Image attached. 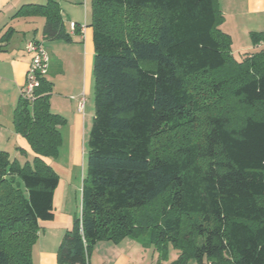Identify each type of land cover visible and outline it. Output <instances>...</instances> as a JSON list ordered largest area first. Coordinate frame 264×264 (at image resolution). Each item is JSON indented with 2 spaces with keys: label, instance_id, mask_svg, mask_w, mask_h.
<instances>
[{
  "label": "trees",
  "instance_id": "16d2710c",
  "mask_svg": "<svg viewBox=\"0 0 264 264\" xmlns=\"http://www.w3.org/2000/svg\"><path fill=\"white\" fill-rule=\"evenodd\" d=\"M17 16H43L46 40L72 41L60 0ZM91 19L95 116L59 264H90L97 243L148 230L161 262L173 245L172 264H264V49L234 59L218 0H92ZM250 38L258 46L264 32ZM52 93L44 78L14 112L34 162L0 151V264H33L40 223L55 217L48 161L65 120Z\"/></svg>",
  "mask_w": 264,
  "mask_h": 264
},
{
  "label": "crops",
  "instance_id": "0c3cea01",
  "mask_svg": "<svg viewBox=\"0 0 264 264\" xmlns=\"http://www.w3.org/2000/svg\"><path fill=\"white\" fill-rule=\"evenodd\" d=\"M82 1L60 0L65 29L71 39L75 37V41L82 42V47L80 46L78 51L74 50V53L71 50L79 42H73V39L71 42L53 40L48 43L49 51L53 52L51 55L59 62V67L55 70L54 68L51 70L52 60L50 62L46 77L50 82L57 83L59 77H66L67 69L73 68L76 61L83 63L90 70L89 79H92L95 56L94 31L91 28L92 5L87 1L84 6ZM46 3L47 0H0V151L8 152L12 159L18 161L22 152L30 150L34 154L27 139L16 132L14 125V112L22 97L27 71L32 62V56L27 52L26 45L35 40L46 47L49 40L44 38L46 19L43 16H17V13L24 6ZM219 5L224 15L222 29L233 40L239 35L250 37L252 32H264V0H227L224 6L220 0ZM72 22L77 24L75 32L71 29ZM54 49L59 51L55 52ZM263 49L264 43L258 46L252 45L248 51L255 53ZM56 91L55 88L50 98L51 111L64 115L63 98H60ZM13 147L16 149L13 150ZM66 194L65 185L60 180L54 196L55 217L51 222L40 223L39 240L33 249V264H59V247L66 232L72 230L77 216V212L66 203ZM121 242L115 244L116 248H120ZM119 250L121 251L118 252L114 264H143L134 258L132 253ZM149 264H171V262H161L157 254H152ZM189 264L197 263L191 261Z\"/></svg>",
  "mask_w": 264,
  "mask_h": 264
},
{
  "label": "rangeland",
  "instance_id": "374dc122",
  "mask_svg": "<svg viewBox=\"0 0 264 264\" xmlns=\"http://www.w3.org/2000/svg\"><path fill=\"white\" fill-rule=\"evenodd\" d=\"M87 1L92 5V0H83L84 6ZM221 2L223 6L227 4V0H221ZM219 3L220 0H218V7L221 6ZM72 39L73 42H79L78 40L75 41V37ZM232 41V55L235 60L241 62L250 54L248 48L253 45L251 38L247 35H239ZM50 42V40L47 42L46 48L52 60L51 70L53 68L55 70L58 69L59 62L51 55L52 51H49L48 43ZM80 46L82 47V42L76 44L71 52L75 53V51L80 50ZM54 51L58 52L59 50L54 49ZM67 71L66 77H59L56 80L57 83L51 82L53 90L56 88L58 96L63 98L64 115L61 117L65 120V124L60 129L62 145L59 154L56 158L50 159L48 165L65 185L66 203L79 215L82 207L83 179L86 174L89 154V137L95 116V89L93 79H89L90 70L83 63L76 61L74 67H71L70 70L67 69ZM198 93L202 99H209L210 90H208L207 85L198 88ZM62 103L60 102V106ZM80 103H84L82 110H80ZM15 149L16 147H13V150ZM34 158L35 156L30 150L22 152L19 163L23 166L27 163L32 164ZM150 233L151 231L148 230L141 236L124 239L120 248H116L115 244L109 242L97 243L90 251V264H114L117 261L118 252L121 251L119 249L132 253L131 255L141 263L149 264L152 254H157V257H160L157 244L151 242ZM167 252V259L163 262L170 261L172 264L177 260L179 251L173 245H169Z\"/></svg>",
  "mask_w": 264,
  "mask_h": 264
},
{
  "label": "built area",
  "instance_id": "2783aa9c",
  "mask_svg": "<svg viewBox=\"0 0 264 264\" xmlns=\"http://www.w3.org/2000/svg\"><path fill=\"white\" fill-rule=\"evenodd\" d=\"M77 24L71 23V29L75 32ZM26 50L32 56V62L26 75V83L22 89V98L34 101L35 91L40 87L41 81L47 77L50 68V55L43 43L30 41L26 45ZM84 101V100H83ZM84 108V103H80V110Z\"/></svg>",
  "mask_w": 264,
  "mask_h": 264
}]
</instances>
